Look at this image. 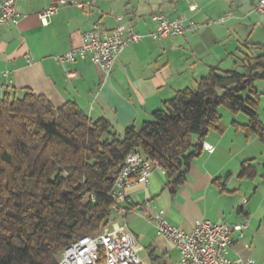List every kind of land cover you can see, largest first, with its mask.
<instances>
[{
	"label": "crops",
	"instance_id": "0c3cea01",
	"mask_svg": "<svg viewBox=\"0 0 264 264\" xmlns=\"http://www.w3.org/2000/svg\"><path fill=\"white\" fill-rule=\"evenodd\" d=\"M52 1L17 0V22L0 27V72L11 79L10 84L1 79L0 95L20 97L27 88L54 106L73 101L89 118L106 119L118 130L139 127L176 91L197 86L209 68L232 69L249 47L264 45V12L254 10L258 0H87L88 7L57 8L45 25L40 13ZM157 11L169 17L184 14L196 28L154 40L148 34L155 29L150 17ZM228 11L233 16L218 22ZM117 15L146 36L125 45L108 74L89 59L58 62L57 55L79 47L82 33L94 24L113 28ZM220 128L206 134L203 141L214 150L202 149L189 161L183 183L174 184L154 169L147 184L134 182L125 190L126 200L112 221L133 234L146 264H180L177 248L156 235L148 220L159 210L186 232L198 219L243 224L242 237L232 234L227 256L264 264V170L253 178L239 176L241 163L253 159L244 153L245 137L231 132L230 124Z\"/></svg>",
	"mask_w": 264,
	"mask_h": 264
},
{
	"label": "trees",
	"instance_id": "16d2710c",
	"mask_svg": "<svg viewBox=\"0 0 264 264\" xmlns=\"http://www.w3.org/2000/svg\"><path fill=\"white\" fill-rule=\"evenodd\" d=\"M248 50L240 65L209 68L195 89L176 91L139 127L118 130L73 101L54 106L27 88L20 97L1 94L0 264H59L72 240L109 225L116 210L108 191L130 151L156 160L174 184L183 183L206 134L221 131L218 107L243 113L244 133L264 142L254 87L264 80V45ZM250 161L241 163L239 176H256Z\"/></svg>",
	"mask_w": 264,
	"mask_h": 264
},
{
	"label": "built area",
	"instance_id": "2783aa9c",
	"mask_svg": "<svg viewBox=\"0 0 264 264\" xmlns=\"http://www.w3.org/2000/svg\"><path fill=\"white\" fill-rule=\"evenodd\" d=\"M17 0H0V27L7 23L17 22L19 14L16 9ZM71 4L76 8L90 6L87 0H53L40 13L41 23L48 24L49 17L57 8ZM190 9H195L194 5ZM258 14L264 12V0H258L255 7ZM232 12H225L217 21L224 22L231 18ZM155 29L148 36L154 40L179 35L196 28V23L184 14L169 17L157 11L150 17ZM117 24L111 29H103L94 24L82 33L79 47L56 56L58 62L68 63L76 59H89L105 73L110 72L115 59L125 45L140 42L146 35L135 32L126 26L122 15H117ZM31 62V60H29ZM11 83L6 71L0 72L1 79ZM202 149L212 152L211 144L202 141ZM154 169L165 172L156 160L144 157L139 151H130L124 161L119 164L113 185L108 191L113 200L115 210L126 200V189L134 182L147 184L149 175ZM154 225L156 235L163 236L177 248L180 264H259L252 257L231 259L227 256L232 234L242 237L243 224H227L208 219H198L192 229L186 232L169 222L164 211L159 210L148 217ZM143 247L138 243L124 224L111 222L100 231L81 235L72 240L61 252L59 264H146L142 256Z\"/></svg>",
	"mask_w": 264,
	"mask_h": 264
},
{
	"label": "rangeland",
	"instance_id": "374dc122",
	"mask_svg": "<svg viewBox=\"0 0 264 264\" xmlns=\"http://www.w3.org/2000/svg\"><path fill=\"white\" fill-rule=\"evenodd\" d=\"M262 44H264V39L261 40ZM239 71H245L243 68L238 67ZM254 87L257 89L259 93V104L257 105V115L260 122L264 125V80L262 79H256L254 82ZM196 86H193L192 89H195ZM219 94L221 93V90L218 91ZM241 97H246L247 92H240L239 93ZM219 113L221 114V122L220 126L230 124L231 125V132L235 131L236 134H240V137L244 135L245 137V150L244 153L248 155V157H252L253 159L250 161L252 166L255 168L256 172L260 173L264 170L262 167L263 158H264V142H262L257 135L251 134L246 135L244 133L241 125L246 124L247 117L243 113H232L226 108L218 107ZM239 136V135H238ZM236 136V137H238ZM235 137V138H236ZM238 138H236L237 140ZM241 146V145H240Z\"/></svg>",
	"mask_w": 264,
	"mask_h": 264
}]
</instances>
